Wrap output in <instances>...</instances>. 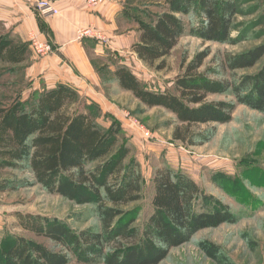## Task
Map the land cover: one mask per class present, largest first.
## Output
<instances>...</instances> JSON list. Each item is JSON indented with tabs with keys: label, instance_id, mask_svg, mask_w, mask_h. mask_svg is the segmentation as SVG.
<instances>
[{
	"label": "trees",
	"instance_id": "trees-1",
	"mask_svg": "<svg viewBox=\"0 0 264 264\" xmlns=\"http://www.w3.org/2000/svg\"><path fill=\"white\" fill-rule=\"evenodd\" d=\"M163 2L159 5L163 11L150 21L136 18L139 36L131 50L141 61L155 63L169 56L187 34L206 42L237 44L231 38L239 13L236 0ZM192 14L198 21L186 23L183 17ZM122 15L131 14L124 9ZM3 29L7 28L0 22ZM7 35L0 38V63L22 66L29 58V45L11 39L10 31ZM209 55L199 54L174 88L164 93L148 89L126 66H119L114 80L144 106L174 114L179 122L173 135L176 141L203 146L215 129L196 132L194 127L227 124L238 106L264 115V44L242 54H227L218 68L200 72ZM261 62L256 72L238 74ZM227 72L231 76H225ZM215 95L233 100H208ZM82 104L77 89L60 84L33 91L27 101L1 106L0 174L29 172L48 193L94 207L103 231L78 233L62 221L19 213L18 225L25 233L60 245L66 254L26 236H14L0 248V264H69L72 257L81 264H161L199 232L237 223L229 206L206 194L185 173L164 165L155 170L152 180L154 211L142 228L135 227L137 218L124 207L141 199V165L113 128L102 127L85 106L75 108ZM9 185L8 180L1 181L0 193L9 191Z\"/></svg>",
	"mask_w": 264,
	"mask_h": 264
},
{
	"label": "rangeland",
	"instance_id": "rangeland-1",
	"mask_svg": "<svg viewBox=\"0 0 264 264\" xmlns=\"http://www.w3.org/2000/svg\"><path fill=\"white\" fill-rule=\"evenodd\" d=\"M161 2L164 3L163 0H124L121 13L113 18L116 25L113 26V20H106L105 25L112 27L110 32L117 38L109 36V43H100L104 47L103 56L95 54L89 46L85 47L97 75V86L93 91L87 90L88 96L80 93L83 104L75 108L80 110L85 106L97 116L102 127L113 128L121 141L131 148L132 157L140 163L143 174L141 199L124 207L137 218L135 227L142 228L154 211L152 180L155 170L164 165L192 178L206 194L229 206L237 218L233 225L199 232L190 243L171 251L161 264H264V115L238 106L232 121L227 124L194 127L196 132H211L214 128L215 134L203 146H188L173 137L179 125L174 114L161 107L144 106L132 93L121 90L114 80V72L119 66H126L148 89L164 93L174 88L176 79L199 54H210L200 70L204 72L208 68H218L227 54H242L264 44V0H236L239 13L231 38L237 44L206 42L187 34L169 56L155 63H145L131 50L139 36L136 18L150 21L155 13L163 11L159 6ZM124 9L129 10L130 18H123ZM183 20L186 23L198 21L193 14ZM43 31L46 35L43 39L49 42L54 53L52 38L45 29ZM8 33L3 29L0 38L6 39ZM111 41L121 52L109 49ZM33 56L18 67L0 63V107L31 98L30 79L34 77L33 65L38 60ZM262 63L238 74H252ZM224 75L231 76L230 72ZM48 83L45 80L44 84ZM208 100L231 101L233 97L215 95ZM3 180L9 181L10 189L0 193V248L7 247L14 236H26L66 254L60 245L25 233L18 225L19 213L62 221L78 233L85 230L102 232L104 229L94 207L76 205L48 193L36 184L29 172L6 170L0 174V182ZM69 264L81 263L72 257Z\"/></svg>",
	"mask_w": 264,
	"mask_h": 264
},
{
	"label": "crops",
	"instance_id": "crops-1",
	"mask_svg": "<svg viewBox=\"0 0 264 264\" xmlns=\"http://www.w3.org/2000/svg\"><path fill=\"white\" fill-rule=\"evenodd\" d=\"M123 1L106 0L90 7L88 0H52L59 14L44 16L24 0H0V22L11 32V39L27 43L30 55L33 54L38 59L33 65L34 77L30 79V92L54 89L60 84L73 87L80 93L87 94L89 89L93 91L97 86V75L85 47L89 46L95 54L102 56L105 53L104 47L95 39L76 40L77 30L94 27L102 31L108 41L109 36L117 38V35L110 32L113 31L112 27L105 23L106 20H113L115 23L113 18L121 13ZM43 29L50 34L55 47V52L45 58L36 55L29 43L30 33L45 39ZM116 46L118 47L114 41L108 45L109 49L121 52L119 48H114ZM45 80L49 82L46 85ZM93 97L99 99L94 95Z\"/></svg>",
	"mask_w": 264,
	"mask_h": 264
},
{
	"label": "built area",
	"instance_id": "built-area-1",
	"mask_svg": "<svg viewBox=\"0 0 264 264\" xmlns=\"http://www.w3.org/2000/svg\"><path fill=\"white\" fill-rule=\"evenodd\" d=\"M25 2L32 4L36 7L37 10L44 16H53L59 14L52 3V0H24ZM104 0H88V5L90 7H95L99 4H102ZM95 39L100 43H107L108 39L105 34L94 27L80 28L77 30V40L83 41L85 39ZM29 43L36 55L40 57H46L53 53V48L48 41L42 39L35 33H30Z\"/></svg>",
	"mask_w": 264,
	"mask_h": 264
}]
</instances>
